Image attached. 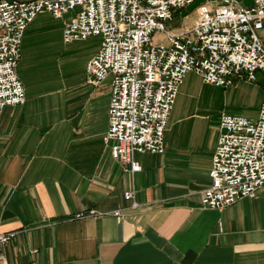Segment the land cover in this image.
Segmentation results:
<instances>
[{
    "label": "crops",
    "instance_id": "crops-1",
    "mask_svg": "<svg viewBox=\"0 0 264 264\" xmlns=\"http://www.w3.org/2000/svg\"><path fill=\"white\" fill-rule=\"evenodd\" d=\"M196 21L175 11L167 27L183 33ZM63 29L51 39L47 25L28 27L17 66L26 100L0 112V235L15 233L0 245V264H264V189L223 209L202 203L221 116L259 118L264 72L229 88L187 74L165 153H137L141 171L132 173L105 141L113 77L87 81L102 39L65 44ZM259 37L264 46V28ZM208 86L213 93L204 98ZM204 101L217 103V123L192 111ZM129 191L138 208L126 200ZM118 209L121 222L111 214ZM91 210L108 214L73 219Z\"/></svg>",
    "mask_w": 264,
    "mask_h": 264
},
{
    "label": "built area",
    "instance_id": "built-area-1",
    "mask_svg": "<svg viewBox=\"0 0 264 264\" xmlns=\"http://www.w3.org/2000/svg\"><path fill=\"white\" fill-rule=\"evenodd\" d=\"M200 2L196 24L173 33L167 22L175 11ZM80 8L65 22V44L102 39L101 49L89 61L88 83L112 80L110 127L105 141L113 142V158L132 173L141 171L137 153L163 154L165 133L187 74L205 84L229 88L236 79L255 82L264 72V0L246 6L239 0H0V112L26 100L17 74L28 27L44 12L56 18ZM163 33L166 44H155ZM221 134L210 171L211 183L202 203L223 209L243 198H255L264 189V98L259 118L223 114ZM138 208L133 191L126 192ZM91 210L73 219L106 216ZM123 221L122 209L113 211ZM15 233L1 234L7 245Z\"/></svg>",
    "mask_w": 264,
    "mask_h": 264
},
{
    "label": "rangeland",
    "instance_id": "rangeland-1",
    "mask_svg": "<svg viewBox=\"0 0 264 264\" xmlns=\"http://www.w3.org/2000/svg\"><path fill=\"white\" fill-rule=\"evenodd\" d=\"M239 1L246 6H250L252 4V0H239ZM199 4H200V2H196L195 4L189 6L188 8L180 11V12L185 13L187 24H191L197 18V15H198L197 7ZM79 10H80V8H77L76 10L71 11L68 14L64 15L63 18H56L50 12H44V13L40 14L38 16V18L35 20L40 22L42 25H47L48 28H50V30L52 31V34L49 37L51 39H55L56 36L54 34V30L59 29L62 26L64 28L65 22L69 21L71 18L75 17V15L77 14V12ZM178 18L179 19H177V17H176V20L174 22L175 24H178V21L180 20L181 17H178ZM166 24L168 25L169 22H167ZM39 38H41V37H39ZM153 40H154L155 44H166L167 43V38L165 37V35L163 33H158V32L155 33ZM208 89L213 90V87H210V86L207 87L204 98H205V96L213 93L212 91H209ZM214 104L212 103V105H210L204 101V103H202L201 107L199 106L196 110L192 109V111H196L197 113H200V114L209 115V117L212 119V121L214 123H217L220 120V116H219L220 114L217 110L218 109L217 103H214Z\"/></svg>",
    "mask_w": 264,
    "mask_h": 264
}]
</instances>
